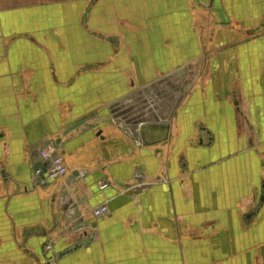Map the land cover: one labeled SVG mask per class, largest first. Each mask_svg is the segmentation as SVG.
Listing matches in <instances>:
<instances>
[{
	"label": "crops",
	"instance_id": "1",
	"mask_svg": "<svg viewBox=\"0 0 264 264\" xmlns=\"http://www.w3.org/2000/svg\"><path fill=\"white\" fill-rule=\"evenodd\" d=\"M0 264H264V0H0Z\"/></svg>",
	"mask_w": 264,
	"mask_h": 264
},
{
	"label": "built area",
	"instance_id": "2",
	"mask_svg": "<svg viewBox=\"0 0 264 264\" xmlns=\"http://www.w3.org/2000/svg\"><path fill=\"white\" fill-rule=\"evenodd\" d=\"M68 172L67 165L64 160L62 149L54 141L46 143L39 150V160L34 168V183L44 185L50 180H56L65 176ZM108 185V182H103L101 188ZM97 218L109 213V207L106 204L95 207L92 211Z\"/></svg>",
	"mask_w": 264,
	"mask_h": 264
},
{
	"label": "rangeland",
	"instance_id": "3",
	"mask_svg": "<svg viewBox=\"0 0 264 264\" xmlns=\"http://www.w3.org/2000/svg\"><path fill=\"white\" fill-rule=\"evenodd\" d=\"M172 83H170V85H171ZM168 93H169V105L170 106H174L175 104H176V102H175V100H177V90H176V87L175 86H173V87H170V89L168 90ZM158 98H160V97H154V98H152V101L155 103V99H157V102H156V104L157 103H159V101H160V99H158ZM151 101V99L149 100V104L150 103H152V102H150ZM34 179H35V177H34V172L31 174V182H32V185L35 187V188H40V187H42V186H45L46 184H44V185H41V184H38V182H36V183H34L33 181H34Z\"/></svg>",
	"mask_w": 264,
	"mask_h": 264
}]
</instances>
